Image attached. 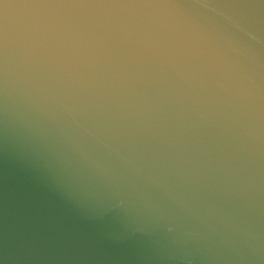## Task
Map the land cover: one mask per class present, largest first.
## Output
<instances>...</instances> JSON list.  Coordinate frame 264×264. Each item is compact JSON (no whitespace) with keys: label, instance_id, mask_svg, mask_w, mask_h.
<instances>
[{"label":"water","instance_id":"water-1","mask_svg":"<svg viewBox=\"0 0 264 264\" xmlns=\"http://www.w3.org/2000/svg\"><path fill=\"white\" fill-rule=\"evenodd\" d=\"M0 264H264V0H0Z\"/></svg>","mask_w":264,"mask_h":264}]
</instances>
